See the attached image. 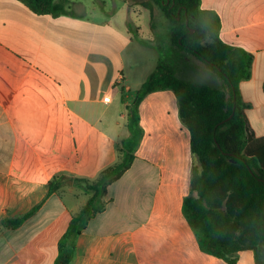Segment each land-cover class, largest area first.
<instances>
[{
	"label": "crops",
	"instance_id": "crops-1",
	"mask_svg": "<svg viewBox=\"0 0 264 264\" xmlns=\"http://www.w3.org/2000/svg\"><path fill=\"white\" fill-rule=\"evenodd\" d=\"M124 2L127 13L141 15L137 0ZM201 3L219 15L221 40L254 56L252 77L238 89L251 134L263 138L264 0ZM77 7L53 17L0 0V264H55L60 239L89 197L73 188L119 163L124 143L135 145L128 106L158 65V44L138 43L129 28L147 38L127 13L116 23L114 13L93 19ZM193 62L222 85L191 54L182 78L195 82L187 74ZM139 117L134 162L107 188L105 211L81 230L72 264H227L201 251L183 214L193 158L173 91L148 94ZM56 179L60 189L49 194ZM36 208L20 226L3 225ZM236 264H256L254 251L239 252Z\"/></svg>",
	"mask_w": 264,
	"mask_h": 264
},
{
	"label": "trees",
	"instance_id": "trees-1",
	"mask_svg": "<svg viewBox=\"0 0 264 264\" xmlns=\"http://www.w3.org/2000/svg\"><path fill=\"white\" fill-rule=\"evenodd\" d=\"M18 1L37 15H73L67 8L68 0ZM137 2L152 17L158 9L171 30L168 39L156 47L160 53L156 69L128 106L135 145L127 148L124 143L121 161L103 171L96 181H80L89 197L60 239L55 264H72L81 230L105 211L107 188L131 168L143 135L139 106L148 94L163 90L175 94L180 120L191 135L190 192L182 210L201 251L236 264L239 252L252 250L256 264H264V137L251 134L238 89L241 82L252 77L254 56L221 40V19L215 11L202 9L201 0ZM129 31L142 46L153 47L152 41L140 37L133 28ZM163 45L173 52L172 58L165 59ZM186 54L197 57L215 72L222 85L215 87L182 78L179 69ZM57 183V179L49 183V194L58 192ZM37 210L3 225L16 228Z\"/></svg>",
	"mask_w": 264,
	"mask_h": 264
},
{
	"label": "rangeland",
	"instance_id": "rangeland-1",
	"mask_svg": "<svg viewBox=\"0 0 264 264\" xmlns=\"http://www.w3.org/2000/svg\"><path fill=\"white\" fill-rule=\"evenodd\" d=\"M61 1V0H57ZM128 3L136 1V0H127ZM68 5L70 6V10L74 13L77 12L78 7L77 5H83L85 8V12L89 14V16L93 19L101 18L103 11L105 12H111L116 14V18L113 19L114 22L118 23L121 21L122 17L126 15V5L124 0H68ZM138 11H140L141 15L135 14L134 12H128L127 17L132 19V21L136 22L140 26H142L143 30V36L144 38H147L148 41H152L155 44H159L160 41L164 42V40L168 39V34L171 30V24L162 16L158 17L150 16V11L146 10L142 6H138ZM161 14V13H160ZM162 15V14H161ZM112 20V21H113ZM134 30V29H133ZM134 32V31H133ZM131 34V33H130ZM132 35V34H131ZM164 50V56L165 59H170L173 56V52L166 48L165 45L162 46ZM146 52L144 53H151L148 50H144ZM153 53V52H152ZM168 56V57H166ZM189 71H187V74L193 79L195 82H201V83H208L213 86L219 85V79L214 75L210 73H204L200 67L196 64V62H193L191 66L189 67ZM203 72V73H202ZM73 192L75 194L81 195V200L84 198V194L87 195V192L85 189L81 187H74ZM70 196H68V200H70ZM264 248V246H262ZM262 261L264 262V250L261 257Z\"/></svg>",
	"mask_w": 264,
	"mask_h": 264
},
{
	"label": "built area",
	"instance_id": "built-area-1",
	"mask_svg": "<svg viewBox=\"0 0 264 264\" xmlns=\"http://www.w3.org/2000/svg\"><path fill=\"white\" fill-rule=\"evenodd\" d=\"M110 101H111V97L110 96L104 98V102L105 103H109Z\"/></svg>",
	"mask_w": 264,
	"mask_h": 264
}]
</instances>
